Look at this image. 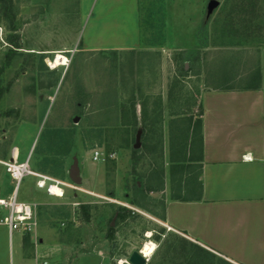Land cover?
Segmentation results:
<instances>
[{
  "label": "rangeland",
  "instance_id": "1",
  "mask_svg": "<svg viewBox=\"0 0 264 264\" xmlns=\"http://www.w3.org/2000/svg\"><path fill=\"white\" fill-rule=\"evenodd\" d=\"M10 1L0 4V161L16 147L61 189L21 180L17 199L35 204L37 227L24 239L0 225V264H129L146 242L155 250L145 264H224L163 223L165 153L171 141L192 147L187 117L204 90L247 85L264 96V0ZM233 27L245 43L225 44ZM58 54L67 63L52 67ZM159 169L162 188L149 180ZM13 185L0 164V194Z\"/></svg>",
  "mask_w": 264,
  "mask_h": 264
},
{
  "label": "crops",
  "instance_id": "2",
  "mask_svg": "<svg viewBox=\"0 0 264 264\" xmlns=\"http://www.w3.org/2000/svg\"><path fill=\"white\" fill-rule=\"evenodd\" d=\"M137 47L138 41L110 50ZM199 100L201 143L192 161L185 162L184 173H178L180 193L187 199L170 198L169 162L162 221L198 252L224 264H264L263 93L208 89Z\"/></svg>",
  "mask_w": 264,
  "mask_h": 264
},
{
  "label": "built area",
  "instance_id": "3",
  "mask_svg": "<svg viewBox=\"0 0 264 264\" xmlns=\"http://www.w3.org/2000/svg\"><path fill=\"white\" fill-rule=\"evenodd\" d=\"M17 148L14 147L9 160L0 161L5 172L9 174L11 181L14 183L13 188L7 196L0 194V225L7 228L9 238L13 232L20 233L21 236H31L35 234L37 221L35 216V204L17 199L18 186L21 180L28 175H34L37 179L35 186L38 189H44L46 193L51 195L53 187L60 188V182L56 181L44 174L34 173L29 166L28 157L19 162L17 157ZM93 161L101 159V153L94 150L91 155ZM61 189V188H60ZM40 264H48L41 261Z\"/></svg>",
  "mask_w": 264,
  "mask_h": 264
},
{
  "label": "trees",
  "instance_id": "4",
  "mask_svg": "<svg viewBox=\"0 0 264 264\" xmlns=\"http://www.w3.org/2000/svg\"><path fill=\"white\" fill-rule=\"evenodd\" d=\"M10 2H11L10 0H0V4H7L8 5ZM231 29H233V34H231ZM237 30L238 29L234 28V27L233 28H229V30L227 28L222 30V32L224 31L225 33L227 31H229L230 34H231V37H232V40L226 42L225 44L229 45V44L245 43V41L247 40L246 39V34H244L242 31H241L242 33H240L241 35H239L237 37V40H234V38H235L234 35L237 34ZM227 34L226 35L229 36V33H227ZM251 88L252 87L246 85L244 87H241L240 89H251ZM228 89H232V88L231 87H225L222 90H228ZM197 112H199V113H197ZM200 114H201V106L199 105V108L197 109V111L193 112V114H192L193 117H191L190 115L187 117L188 124H187L186 128H187V131H189V132H187L189 134V138H188L189 142H190L189 145H192V147L190 146V149H185V148H183L182 145L181 146L179 145L182 148H179V146L177 148V147L173 146L172 141L170 142V151H169V154H168V160L170 162L169 172L171 174L172 182H175V180H176L175 175L178 172L180 174H182L181 172L184 173L185 162L186 161H192V156L196 153L195 149H193V142L195 140H198V144L201 143V139H200L201 121H200V118H199ZM132 117H133L134 120L136 119L134 110H132ZM135 123L136 122H134V124ZM196 137H198V139H195ZM161 144H162V141H161V138H159V140H158L156 145L161 147L162 146ZM154 147H155V145H154ZM159 153H160V156H162L161 149H160ZM199 154H200V148H199ZM162 176H163V169H159L158 171L157 170H153L149 174V180L155 181V182L157 181V184L159 183L160 184V188H162ZM182 185H183V183L180 181V177H179V181L177 182V186H176L175 190L172 191L173 193L170 194V198L179 199V200H186L187 199L184 194L182 195L180 193V188H181ZM133 187L135 189L136 195L133 198H131L129 200V202L137 204L138 203V196H137V192L136 191L141 189V188L138 186V184L136 182L133 183ZM149 188H150V185H148L147 189L149 190ZM161 206H162V219H163L164 204L162 203ZM24 239H29V236L25 235Z\"/></svg>",
  "mask_w": 264,
  "mask_h": 264
},
{
  "label": "water",
  "instance_id": "5",
  "mask_svg": "<svg viewBox=\"0 0 264 264\" xmlns=\"http://www.w3.org/2000/svg\"><path fill=\"white\" fill-rule=\"evenodd\" d=\"M139 136H140V131H137L136 133V138H135V143L134 147L139 146ZM78 173V168H77V163L76 159H73V163L69 169V178L74 182V183H79V177L77 176ZM146 258L140 253V251H133L129 257H128V263L129 264H145Z\"/></svg>",
  "mask_w": 264,
  "mask_h": 264
},
{
  "label": "bare ground",
  "instance_id": "6",
  "mask_svg": "<svg viewBox=\"0 0 264 264\" xmlns=\"http://www.w3.org/2000/svg\"><path fill=\"white\" fill-rule=\"evenodd\" d=\"M68 59L64 56V55H61V54H58L55 58H54V61H53V64H52V67H56L57 65L61 64V65H65L67 62ZM57 188L58 187H53L52 190H51V195H54L56 196V191H57ZM62 194V192H61ZM155 250V244L153 242H146L142 248L140 249V253L145 257V258H148L152 253L153 251ZM122 262V261H121Z\"/></svg>",
  "mask_w": 264,
  "mask_h": 264
},
{
  "label": "flooded vegetation",
  "instance_id": "7",
  "mask_svg": "<svg viewBox=\"0 0 264 264\" xmlns=\"http://www.w3.org/2000/svg\"><path fill=\"white\" fill-rule=\"evenodd\" d=\"M77 105H79V103H77ZM73 120V123H76V119L74 120V119H72Z\"/></svg>",
  "mask_w": 264,
  "mask_h": 264
}]
</instances>
